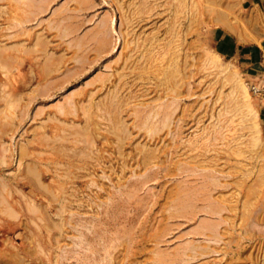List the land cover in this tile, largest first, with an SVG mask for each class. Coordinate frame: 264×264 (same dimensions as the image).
Instances as JSON below:
<instances>
[{
	"label": "rangeland",
	"instance_id": "rangeland-1",
	"mask_svg": "<svg viewBox=\"0 0 264 264\" xmlns=\"http://www.w3.org/2000/svg\"><path fill=\"white\" fill-rule=\"evenodd\" d=\"M0 50V264H264V0H0Z\"/></svg>",
	"mask_w": 264,
	"mask_h": 264
},
{
	"label": "bare ground",
	"instance_id": "bare-ground-1",
	"mask_svg": "<svg viewBox=\"0 0 264 264\" xmlns=\"http://www.w3.org/2000/svg\"><path fill=\"white\" fill-rule=\"evenodd\" d=\"M14 20V19H13ZM15 21V20H14ZM126 21H128V20H126ZM26 22V21H25ZM18 23V22H17ZM22 23V22H21ZM20 24V23H19ZM18 25V24H17ZM22 28V27H21ZM65 30V29H64ZM58 31V30H57ZM122 36V35H121ZM12 37V36H11ZM8 38H10V36L8 37ZM122 38V37H121ZM37 39V38H36ZM39 40V38L37 39V41ZM104 40L101 42L102 43V46L104 45ZM14 46V45H13ZM40 46V45H39ZM11 49L13 48V47H10ZM2 49V48H1ZM9 50V49H8ZM1 51V50H0ZM28 51V50H27ZM79 51V50H78ZM2 52V51H1ZM1 52H0V54H1ZM214 66L215 67H217L219 70H220V72H224L225 71V69H224V65L221 63V62H218V61H214ZM46 85V84H45ZM240 89H241V92H243V93H246V89H245V87L243 86V85H241L240 86ZM174 92V91H173ZM243 93H242V95H243ZM17 101H19V100H17ZM15 102V101H14ZM14 102L12 103V105L14 104ZM16 103V102H15ZM10 104V103H9ZM74 104V103H73ZM174 104V103H173ZM69 105V104H68ZM9 106V105H8ZM7 106V107H8ZM11 108H12V106H10ZM10 107H8V108H10ZM16 107V106H15ZM141 107V106H140ZM73 108H74V106H73ZM84 108V107H83ZM62 111V110H61ZM75 109H74V113H75ZM63 112V111H62ZM44 113V112H43ZM76 114V113H75ZM156 114V113H155ZM85 115V114H84ZM99 118V117H98ZM50 121V120H49ZM54 121V120H53ZM63 123V122H62ZM61 123V124H62ZM74 126V125H73ZM145 126V125H144ZM151 126V125H150ZM147 127V126H146ZM74 128V127H73ZM79 128V127H78ZM156 129V128H155ZM80 131V129H78V132ZM156 132V131H155ZM77 133H75V135H76ZM80 134V133H79ZM37 175V174H36Z\"/></svg>",
	"mask_w": 264,
	"mask_h": 264
}]
</instances>
